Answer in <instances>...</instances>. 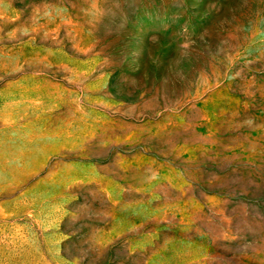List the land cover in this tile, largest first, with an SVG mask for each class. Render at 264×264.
I'll return each instance as SVG.
<instances>
[{"label": "rangeland", "instance_id": "rangeland-1", "mask_svg": "<svg viewBox=\"0 0 264 264\" xmlns=\"http://www.w3.org/2000/svg\"><path fill=\"white\" fill-rule=\"evenodd\" d=\"M0 264H264V0H0Z\"/></svg>", "mask_w": 264, "mask_h": 264}]
</instances>
